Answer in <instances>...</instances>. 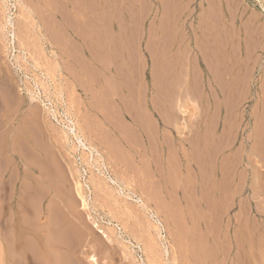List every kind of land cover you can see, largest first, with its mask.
<instances>
[{
    "label": "rangeland",
    "instance_id": "1",
    "mask_svg": "<svg viewBox=\"0 0 264 264\" xmlns=\"http://www.w3.org/2000/svg\"><path fill=\"white\" fill-rule=\"evenodd\" d=\"M223 1L0 0V264H264V0Z\"/></svg>",
    "mask_w": 264,
    "mask_h": 264
},
{
    "label": "bare ground",
    "instance_id": "2",
    "mask_svg": "<svg viewBox=\"0 0 264 264\" xmlns=\"http://www.w3.org/2000/svg\"><path fill=\"white\" fill-rule=\"evenodd\" d=\"M221 1H223V0H221ZM235 2V1H234ZM221 3V2H220ZM222 3H224V1L222 2ZM226 3V2H225ZM180 6V5H179ZM200 7H203V3L202 2H200V4H199V8ZM230 8V7H229ZM172 11V10H171ZM213 14V13H212ZM167 15V14H166ZM216 15V14H215ZM214 18V17H213ZM227 20V19H226ZM177 24V23H176ZM252 24V23H251ZM259 26V25H258ZM197 27V26H196ZM161 28V27H160ZM210 29V28H209ZM202 31V30H201ZM196 33V32H195ZM203 33V32H202ZM215 35V34H214ZM204 38V37H203ZM205 38H207L206 36H205ZM228 39V38H227ZM204 40V39H203ZM223 41V40H222ZM215 42V41H214ZM226 42V41H225ZM222 43V42H221ZM229 44V43H228ZM211 45V44H210ZM213 45V44H212ZM246 45V44H245ZM217 49V48H216ZM213 50V49H212ZM220 50H222V49H220ZM217 51V50H216ZM224 51V50H223ZM182 52V51H181ZM214 53H215V51H213ZM210 53H211V51H210ZM218 53H221V55L223 56V54H222V52H218ZM205 54H207V53H205ZM232 54V53H231ZM218 55V54H217ZM227 56H229V55H227ZM225 57V56H224ZM183 58V57H182ZM210 58H211V54H210ZM213 58V57H212ZM222 59V58H221ZM220 59V60H221ZM214 60V59H213ZM216 60V59H215ZM218 60V59H217ZM245 60V59H244ZM215 62H217V61H215ZM224 62V61H223ZM231 62V61H230ZM221 63V62H220ZM227 63V62H226ZM216 64V63H215ZM224 64V63H223ZM229 64V63H228ZM191 66V65H190ZM221 66V65H220ZM225 66V65H224ZM229 66V65H228ZM234 66V65H233ZM181 68H180V74H179V77H180V79L182 78L181 76H183L184 77V79H183V81H182V79L180 80L181 82V84H177L178 86V88H183L184 90H183V93L181 94V96H178L177 98H176V105L174 106L173 104H172V106H170L171 104L170 103H172V102H169V101H167L166 102V104H165V106H166V109H165V113L163 114V120L165 121V123L167 124V125H172V121L173 120H175L176 118V113H175V107L177 108V110H180L181 112H183V110H182V98L187 102V103H189V104H191V106H192V108L193 109H195V105L193 106V102L191 101V96H189V92H188V75L190 74V69H189V67H187V65L184 63H181V66H180ZM208 67V66H207ZM222 67V66H221ZM178 78V77H177ZM186 89V90H185ZM188 89V90H187ZM179 90V89H178ZM264 90V89H263ZM181 97V98H180ZM178 99V100H177ZM175 100V99H174ZM172 107H174V108H172ZM173 109V110H172ZM126 110V109H125ZM260 111V110H259ZM134 116V115H133ZM177 121V120H176ZM186 123V122H185ZM173 124H174V122H173ZM185 127V126H184ZM153 130V129H152ZM182 130V129H181ZM123 131V130H122ZM257 131H259V130H257ZM181 132V131H180ZM124 133V132H123ZM159 136V135H158ZM28 137H26V139H27ZM149 143V142H148ZM37 149V148H36ZM38 150V149H37ZM261 150V149H260ZM115 151V150H114ZM259 151V150H258ZM263 153V152H262ZM40 154H41V152H40ZM107 154H108V152H107ZM110 154V153H109ZM164 157V156H163ZM119 158V157H118ZM124 159V158H123ZM119 160V159H118ZM121 161V160H120ZM166 161V160H165ZM122 162V161H121ZM116 163H118V161L116 162ZM255 163V162H254ZM262 165V164H261ZM42 168V167H41ZM152 172V171H151ZM40 174L41 175H44V172H43V170H40ZM178 175V174H177ZM152 180V179H151ZM154 181V180H153ZM167 181V180H166ZM219 188V187H218ZM82 186H81V183L79 182V181H77L76 182V190H77V193H78V195L80 196V198H81V200H82V206L83 207H86L87 206V203H86V199H85V197H84V195H83V193H82ZM59 190V189H58ZM57 190V191H58ZM202 191V190H201ZM213 191V190H212ZM54 192V191H53ZM185 192V191H184ZM183 192V193H184ZM58 195V194H57ZM62 197V196H61ZM3 201V200H2ZM11 205V204H10ZM28 211V210H27ZM44 215V214H43ZM15 217V216H14ZM252 223V222H251ZM244 224V223H243ZM97 226V225H96ZM257 227V226H256ZM12 230V229H11ZM45 230V229H44ZM23 232V231H22ZM53 232V231H52ZM102 232L104 233V231L102 230ZM2 233V232H1ZM36 235H40V234H37V233H35ZM35 234L33 235V236H35ZM53 236H52V238H50L49 240H47V243H44V245H46V247L49 245V246H51V247H54L53 245L55 244V243H57V241L60 239L59 238V235L57 234L56 236L54 235V234H52ZM107 236V235H106ZM240 236V235H239ZM30 237V236H29ZM36 237V236H35ZM38 237V236H37ZM108 237V236H107ZM39 238V237H38ZM49 238V237H48ZM39 240H40V238H39ZM7 242V241H6ZM63 242V241H62ZM39 243H41V241H39ZM64 243V242H63ZM40 245V244H39ZM43 245V244H42ZM44 245H43V248H44ZM242 245V244H241ZM41 246V245H40ZM48 246V247H49ZM70 246V245H69ZM42 247V246H41ZM57 248V247H56ZM6 249V248H5ZM52 249V248H51ZM259 257V256H258ZM91 259L92 260H94V261H96L95 260V258L93 257V256H91Z\"/></svg>",
    "mask_w": 264,
    "mask_h": 264
}]
</instances>
